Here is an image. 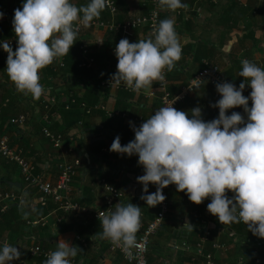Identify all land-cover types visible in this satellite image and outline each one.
I'll use <instances>...</instances> for the list:
<instances>
[{
  "label": "crops",
  "instance_id": "obj_1",
  "mask_svg": "<svg viewBox=\"0 0 264 264\" xmlns=\"http://www.w3.org/2000/svg\"><path fill=\"white\" fill-rule=\"evenodd\" d=\"M71 2L81 6L89 3L90 0H71ZM22 5L21 0H3L0 6V11L4 13L3 18L0 19V40L12 39L13 50L17 46V38L12 36V20L14 10L22 8ZM117 5V18L123 21L147 14L150 0H117ZM197 7L200 8L199 11H196ZM187 8L189 11L183 12L185 15L181 22L178 20V14L170 12L175 19V30L180 44L184 48L180 62L188 69L185 73L187 77L195 74L199 66L195 56L204 52L207 56L203 62L209 61L218 65L222 73L236 86L245 80L244 77L239 76L242 60L247 59L264 68V0H218L216 3L199 0L195 6ZM10 35L12 38H5ZM111 38L112 36L103 29L91 25L84 26L80 36L83 42L91 46L96 55H101L96 65L102 72L105 69L117 71L118 59L110 50V44L113 42ZM141 39H147L143 29L137 30L131 38L132 42ZM189 46H192V50H188ZM1 49L0 46V62H5L8 54L5 55L6 53ZM195 51H198V54ZM46 72V67L40 70L41 82L43 86L45 80H48L50 86L61 84V87H58V90L63 88L61 104L64 100L67 101L72 90L84 95L83 81H74L72 84L70 83L72 81L65 79L62 74L47 77ZM3 74L0 71V81L4 80ZM180 83L181 81L176 82V84ZM245 90L251 92L250 86L246 84ZM2 92H0V134L8 135L14 146L23 149L24 156L26 155L25 157L37 166L36 173L52 181L57 180L62 161L72 162L79 158L81 165L72 181L71 198L88 209L85 213L66 212L60 209L52 198L45 196L36 186L29 185L24 180L17 164L8 162L0 155V195L5 191H13L23 197L22 203H11L0 196V212L10 204L13 206L7 209L5 218L0 219V248L4 243H9L21 252L18 260L7 264H44L46 259L32 255L31 247L40 244L44 248L56 250L57 241L61 238L70 245L79 247L80 250L75 258L83 264H130L119 251L111 249L109 240L102 235L103 229L96 217V212L105 207V189L100 179L106 178L107 182L122 191L123 195L117 200L114 211L117 204L134 203L141 209L144 224L155 217L157 206L149 207L140 198L144 194L143 185L136 178L144 174V169L138 164V155L133 154L129 157L127 154L106 150L110 149L117 135L120 136L122 145L134 140L135 133L132 126L139 127L140 123L135 118L140 114L152 115L158 107L157 102L138 94H130L128 98L144 102V107L131 110L126 118L82 116L69 128L70 134L75 137L73 141L75 152L68 155L64 153V149L55 148L43 135L42 128L46 122L42 120L43 115L40 116L41 104L25 95L22 99L11 94L4 98ZM215 92L216 86L206 83L181 102L177 109L187 112L191 118L190 110L198 106L202 109L204 121L218 118L219 109L213 105L221 96L216 97ZM117 95L116 91H102L100 101L115 108ZM233 111L244 115L242 106L227 110V114ZM22 113L29 115L25 125L17 126L11 123L12 118ZM69 121L70 118L63 116L59 111H54L51 113L50 127L54 132H60L59 130L67 129L70 125ZM99 147L102 148L100 154L93 155L90 152V149L96 150ZM77 151H80L79 157ZM79 178L82 180L79 181ZM14 182L20 185H13ZM154 188L155 184L149 183L148 192L153 193ZM169 192L170 211L165 222L174 228L175 232H179L180 239L184 236L188 237L197 224L185 212L183 201L186 191L178 192L176 185L171 184ZM227 195L231 198L234 193L228 191ZM210 202V197L204 200L206 211L203 216L210 213L207 210ZM34 218H43L44 223H31ZM187 222L192 225L185 226ZM203 222L204 220L201 222L204 228L211 232L204 244V251L213 253L216 264H256L257 257L264 260V238L253 235L248 228L240 227L235 223L223 225L216 219ZM137 237L138 232L136 239ZM165 240L158 232L152 236L151 249L147 254L148 264H205V258L198 253L195 246L198 244L195 242H191L185 249H176L174 243H167ZM212 242L225 244L227 250L213 248ZM154 245L156 248L152 249Z\"/></svg>",
  "mask_w": 264,
  "mask_h": 264
},
{
  "label": "clouds",
  "instance_id": "obj_2",
  "mask_svg": "<svg viewBox=\"0 0 264 264\" xmlns=\"http://www.w3.org/2000/svg\"><path fill=\"white\" fill-rule=\"evenodd\" d=\"M159 4L171 11L188 7L181 0H159ZM107 6L108 0H90L81 6L71 0H24L22 8L14 10L12 20L15 50L10 42H2L8 53L7 75L17 91L39 99L45 91L40 70L69 54L78 34L77 22L90 26ZM3 16L0 11V19ZM115 55L117 71L110 82H123L139 91L154 81H164L165 69L171 72L182 57L175 19L161 20L147 39H120ZM241 64L239 76L245 80L239 88L231 82L216 84L221 94L213 105L219 109L218 118L204 121L198 106L190 110V118L173 107L176 97L139 127L132 126L134 140L122 145L117 135L109 150L129 157L138 155V164L144 169L136 178L143 185L140 198L149 207L162 203L166 199L163 188L175 184L177 191H186L195 204L210 197L207 210L223 225L243 222L253 235L264 238V68L247 59ZM246 84L251 88L250 96L243 95ZM238 106L243 107L247 119L240 112L227 114ZM149 183L157 186L155 192H148ZM228 191L234 193L231 198ZM98 219L104 238L129 248L136 244L141 226L138 205L117 204L114 212L99 213ZM79 250L61 238L44 264H71L70 258ZM20 257L21 252L12 244L4 243L0 248V264Z\"/></svg>",
  "mask_w": 264,
  "mask_h": 264
},
{
  "label": "built area",
  "instance_id": "obj_3",
  "mask_svg": "<svg viewBox=\"0 0 264 264\" xmlns=\"http://www.w3.org/2000/svg\"><path fill=\"white\" fill-rule=\"evenodd\" d=\"M24 1V0H22ZM212 3H216L218 0H209ZM107 11L110 14V18L108 20L98 19L92 20L90 25L96 28H103L108 29L109 31L120 33L121 39L127 38L129 42H131V38L134 36V33L139 30H145L146 36L150 37L153 34L154 26H157L160 22L161 12L163 10V6L159 4V0H150V9L149 12L145 15L135 16L128 18L126 20L120 21L117 19L118 14V5L117 0H108V6L106 7ZM200 8L197 7L196 11H199ZM178 14L182 11L187 13L189 11L188 8H184V10H175ZM75 28L78 29L77 37L81 36L83 31L84 25L77 22L74 25ZM8 41L13 45V40H0V46L2 47V42ZM81 48L84 51V54L90 52L89 44L87 42H83L81 44ZM3 49V47H2ZM116 49V48H115ZM114 49V51H115ZM4 53H7L3 50ZM58 66H63L64 64V57H57L53 61ZM206 67L197 71L188 81L186 85L181 88V91L177 95H173L169 89L170 81L168 79V71L165 69V80L164 81H155V85L151 86L150 88H142L139 91H133L131 88L127 87L123 82L116 83L110 82L111 77L104 78L100 85L103 89L108 91H127L130 94H138L143 96L147 99H154L158 102V107L155 111L159 108L166 106L167 104L172 103L176 97L178 99L175 100L173 107L177 109L181 102H184L188 96L195 93L197 89H199L202 85L208 83L211 85H215L217 83L223 82H231L221 71L218 65L210 64L209 61L204 62ZM95 64V58L90 55L86 56V60L81 63L83 67H92ZM40 83L41 79H40ZM43 85V84H42ZM239 88V86H236ZM44 89H46L44 87ZM243 95L250 96V92H247L245 89L243 91ZM215 96H221L220 93L216 90ZM60 100L57 98L56 95L49 93L47 90L41 95V104L44 105L47 112L43 115L42 120L46 122V124L42 128L43 135L53 144V146L57 149H64L65 154H71L75 152V146L73 141L75 139L70 132L68 134H64L62 132H54L51 127V114L49 111L54 107L56 104L58 105ZM249 107H251L252 101L249 99ZM65 108H71L69 104L65 105ZM82 108L87 112L91 113L93 110H99L105 112V114L109 118H126L129 116L128 112H122L114 107H110L105 103H98L93 106H86L83 105ZM153 112V114L155 113ZM152 114V115H153ZM151 116V115H150ZM150 116H146L143 114L138 115L135 120L143 123L145 119H148ZM245 119H247V114L244 115ZM29 115L26 113L19 114L17 117L11 119V123L17 126H23L28 121ZM74 135V134H73ZM106 151H110L107 149ZM112 152V151H110ZM0 155L4 157L8 162H12L17 164L24 176V180L29 185L36 186L45 196H48L53 199L55 203L58 204L59 208L66 211V212H76V213H85L88 209L85 207L80 206L78 202H75L71 198L72 194V181L74 177L78 174V169L81 165V160L79 158L74 159L72 162H68L66 160L62 161L59 165L60 173L56 181H52L50 179L45 178L43 175L36 173V166L33 161L28 160L24 156L23 149L21 148H14L11 145V140L8 135L0 134ZM100 183L105 189V207L99 209L96 212V217L98 218L99 213H111L114 211L115 204L117 200L122 197V191L107 182L106 178H101ZM156 185L154 188V192L156 191ZM163 194L166 196V199L156 205L157 206V214L155 217L149 221L147 224H144L141 217V226L139 228L138 237L136 239V244L132 247H125V245L121 242L119 244L113 243L109 240L110 247L114 251H119L124 258L130 264H148L147 254L149 251V247L152 241V236L156 234L160 226L162 225L163 221L165 220L168 212L170 211V198L167 191V187L163 188ZM3 200H8L9 202H23L22 195H18L13 191L5 192L0 195ZM202 221H207L216 219L218 220L217 216L212 215L211 213H207L206 216H201ZM31 223L39 224L44 223L43 218H34L30 221ZM203 222V223H204ZM240 224H244L241 222ZM211 235L210 230L206 229L205 234L201 237L200 242L197 245L198 253L205 258V264H216L215 258L212 252L204 251V244ZM189 244L185 242L183 244L176 243L174 247L176 249H185L188 247ZM213 248L215 249H223L227 250L225 244H220L217 242L213 243ZM31 254L47 259L48 255L55 251L50 248H44L40 244H35L30 249ZM71 264H83L79 262L75 257L70 258ZM256 264H264V260L260 257L256 258Z\"/></svg>",
  "mask_w": 264,
  "mask_h": 264
},
{
  "label": "trees",
  "instance_id": "obj_4",
  "mask_svg": "<svg viewBox=\"0 0 264 264\" xmlns=\"http://www.w3.org/2000/svg\"><path fill=\"white\" fill-rule=\"evenodd\" d=\"M3 0H0V6ZM22 1V0H21ZM199 0H181L182 3L187 4V6L192 7L195 6L197 4ZM205 2H210L209 0H203ZM24 3V1H22ZM212 3V2H210ZM177 10H184V8L181 9H177ZM171 10H168L166 7L163 6V10L161 12V16H160V21L165 19V18H172ZM174 14H178L176 11H173ZM101 16H99V18H95L93 20H98V19H103V20H108L110 18V14L107 11V9L105 8L102 12H101ZM118 15V14H117ZM184 13L183 11L181 13H179L177 15L179 22H181L184 19ZM118 19V18H117ZM119 20V19H118ZM103 29V28H101ZM104 31H106V33H108L109 35L112 36V41L110 44V50L112 52L115 53L114 49L116 48V45L118 44L119 40L121 39V34L120 33H115L112 31H109L108 29H103ZM13 37L15 36V33L13 31ZM12 36H7L5 38H12ZM147 38H149L147 36ZM132 42V40H131ZM83 43V41L80 39V37H78L75 41V43L73 44V46L70 48V52L68 55L63 56L64 57V64L63 66H58L56 64H50L49 66L46 67L47 70V77L49 76H53L56 77L58 75H63L65 77V79H68L72 82V84H74V81H83L85 84V93L84 95L82 94H78V92L73 91L71 92V95L67 98V101L64 100V102L61 104L62 101V89L58 90V87H61V84H59L58 86H50V84L48 83V80H45V90H47L49 93L55 94L57 96V98L60 100V103L57 105H55L54 107H52V109L49 111V113L51 114L54 111H59L63 114V116H66L68 118H70V121L67 126V129H63V130H59L60 132L64 133V134H68L70 132V127H72L73 125L76 124V122L84 115L86 116H95V115H102L103 117H108L105 112L103 111H99V110H93L91 113H87L82 106L86 105V106H93L96 105L98 103H105L103 101H100V96L102 91H106L105 89H103L100 85L101 81L106 78V77H111L112 74H114L115 72H113V70H103L104 72H102L100 69H97V65H96V61L97 59H99V57H101V55H96L94 50L91 48V46L89 45V50L90 52L86 54H84V51L81 48V44ZM192 46L188 47V50H192L191 48ZM184 49V48H182ZM1 51H3L1 49ZM196 54H198V51H195ZM183 53V50H182ZM212 53V51H211ZM8 53H6L5 55H7ZM92 55L95 58V64L92 67H83L81 66V63H83L86 60V56H90ZM207 56V54H205V52L202 55H196V59L195 61H197L199 63V66L197 67V71L203 69L204 67H206V64L203 62L204 58ZM7 60V59H6ZM210 64H213L212 62H209ZM215 65V64H214ZM6 61L5 62H0V71L2 73H4L3 75H5L4 80L0 81V92H2V96L5 98L7 95L9 96L10 94L14 97H18L20 99L23 98V95H25L24 93L18 92L14 83L10 80V78L7 75V71H6ZM187 67L185 65H182L180 60L178 62H176V65L174 67V69L171 72H168V79L170 81L169 84V89L171 91V93L173 95H177L180 91L181 88L186 85L189 81V79L194 75L191 74L187 77V74H185L187 72ZM185 71V72H183ZM196 71V72H197ZM183 72V73H182ZM195 72V73H196ZM40 74V73H39ZM41 76V75H40ZM70 76V77H69ZM187 77V80H186ZM180 84H176V82H180ZM171 83H174L173 85L176 87L174 88L173 85H171ZM155 81H154V85H155ZM2 90V91H1ZM108 91V90H107ZM117 100H116V104H115V108L122 111V112H130L131 110H138V108H142L144 107V102L138 101V100H133L128 98L130 93H128L127 91H117ZM29 98H32L31 94H27L25 95ZM36 100V102L38 104H41V97L39 99H34ZM156 101V100H155ZM157 102V101H156ZM69 104L71 108L67 109L65 108V105ZM158 105V102H157ZM47 112V110L45 109L44 105L41 104V115H44ZM245 115V113H244ZM243 115V116H244ZM119 119V118H118ZM142 124V123H141ZM140 123L138 124L139 126L141 125ZM12 147L14 148H19L17 146H14L11 143ZM102 148L99 147L96 150L90 149V152L93 155H97L100 154ZM26 156V155H25ZM77 156H80V151H77ZM36 166V165H35ZM37 167V166H36ZM83 170H81L82 172ZM82 178H79V181H81ZM170 186V185H169ZM169 186H167V191L168 194L170 196V192H169ZM5 192H9V191H5ZM3 192V193H5ZM2 193V192H1ZM2 193V194H3ZM184 201H183V206L185 207V212L186 214L188 213L190 218L192 220H194V222H196L197 226L192 229L190 235L188 237L184 236L181 239L179 238V232H175V229L172 228L171 226H169L168 224H166L165 220L163 221L162 225L160 226V229L158 231V234L160 235L161 238L166 239L165 241L167 243H179V244H183L184 242L186 244H190L191 242H195L196 244H198L201 240V237L205 234L206 229L204 228L205 226L201 223L202 222V217L206 211V205L204 203V201L201 204H195L193 202H191L188 198V195L185 194L184 196ZM12 203V202H11ZM10 207V208H9ZM13 208V206H8L5 209H3V212H0V219L5 218L6 216V211L7 209H11ZM240 227L243 228H247V225L245 224H240V223H235ZM196 237V238H195ZM159 242V241H158ZM214 242H212L211 244H213ZM197 246V245H195ZM156 245L152 246V249H155ZM149 249H151V244ZM256 261V259H255Z\"/></svg>",
  "mask_w": 264,
  "mask_h": 264
},
{
  "label": "water",
  "instance_id": "obj_5",
  "mask_svg": "<svg viewBox=\"0 0 264 264\" xmlns=\"http://www.w3.org/2000/svg\"><path fill=\"white\" fill-rule=\"evenodd\" d=\"M13 185L17 186V185H20V184H18V183H16V182H14V183H13Z\"/></svg>",
  "mask_w": 264,
  "mask_h": 264
}]
</instances>
